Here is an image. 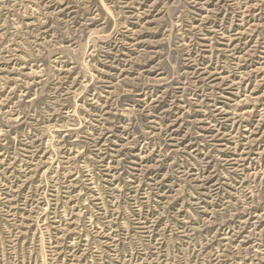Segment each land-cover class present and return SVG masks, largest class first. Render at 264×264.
<instances>
[{
  "label": "rangeland",
  "instance_id": "obj_1",
  "mask_svg": "<svg viewBox=\"0 0 264 264\" xmlns=\"http://www.w3.org/2000/svg\"><path fill=\"white\" fill-rule=\"evenodd\" d=\"M0 264H264V0H0Z\"/></svg>",
  "mask_w": 264,
  "mask_h": 264
}]
</instances>
